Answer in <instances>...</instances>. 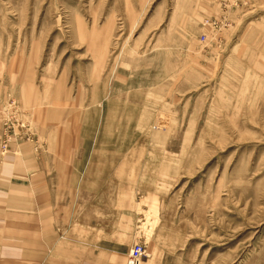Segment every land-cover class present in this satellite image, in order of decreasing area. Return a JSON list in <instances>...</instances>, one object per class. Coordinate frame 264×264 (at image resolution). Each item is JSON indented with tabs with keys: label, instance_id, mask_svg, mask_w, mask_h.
I'll return each instance as SVG.
<instances>
[{
	"label": "rangeland",
	"instance_id": "rangeland-1",
	"mask_svg": "<svg viewBox=\"0 0 264 264\" xmlns=\"http://www.w3.org/2000/svg\"><path fill=\"white\" fill-rule=\"evenodd\" d=\"M78 119L87 139L138 142L143 186L162 191L158 219L138 181L79 195L107 246L143 244L139 264H264V0H0V156L74 138ZM38 237L2 226L0 255L37 264Z\"/></svg>",
	"mask_w": 264,
	"mask_h": 264
},
{
	"label": "crops",
	"instance_id": "crops-1",
	"mask_svg": "<svg viewBox=\"0 0 264 264\" xmlns=\"http://www.w3.org/2000/svg\"><path fill=\"white\" fill-rule=\"evenodd\" d=\"M78 122L79 119L74 138L72 135L66 138L65 129L57 128L56 137L45 141L46 145L37 155H33L29 145H22L21 153L0 156V228L14 225L23 229L37 228V264H47L50 259L58 263V260L66 262L79 257L84 258V264H126L124 247L107 246L114 240L108 231L93 234L94 227L86 213L102 209L92 203L78 204L76 200L79 195H89L94 201L111 185L118 195H124L126 181H138L135 188L140 214L143 210L148 217L158 219L162 212V191L157 188L158 183H153L150 189L143 186V180L155 178L145 171L142 174L138 142L87 139L88 131ZM18 219L21 223H16ZM139 230L135 229L132 243L139 241ZM47 243H52L53 247L52 252L46 254ZM73 244L86 245L84 257L68 250ZM14 260L5 253L0 255V264ZM17 260L30 264L25 248Z\"/></svg>",
	"mask_w": 264,
	"mask_h": 264
},
{
	"label": "built area",
	"instance_id": "built-area-1",
	"mask_svg": "<svg viewBox=\"0 0 264 264\" xmlns=\"http://www.w3.org/2000/svg\"><path fill=\"white\" fill-rule=\"evenodd\" d=\"M202 41H206V38L203 37ZM145 254L144 245L141 243L134 244L130 249L128 256H127V263L128 264H139L141 257Z\"/></svg>",
	"mask_w": 264,
	"mask_h": 264
},
{
	"label": "bare ground",
	"instance_id": "bare-ground-1",
	"mask_svg": "<svg viewBox=\"0 0 264 264\" xmlns=\"http://www.w3.org/2000/svg\"><path fill=\"white\" fill-rule=\"evenodd\" d=\"M137 244V243H136ZM126 264H128V263H126Z\"/></svg>",
	"mask_w": 264,
	"mask_h": 264
}]
</instances>
